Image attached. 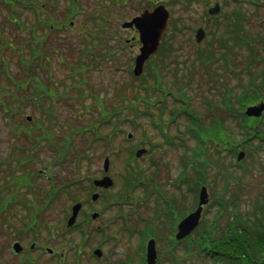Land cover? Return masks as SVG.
Returning <instances> with one entry per match:
<instances>
[{
    "label": "rangeland",
    "instance_id": "obj_1",
    "mask_svg": "<svg viewBox=\"0 0 264 264\" xmlns=\"http://www.w3.org/2000/svg\"><path fill=\"white\" fill-rule=\"evenodd\" d=\"M44 2V0H38ZM58 8L51 4L52 9L57 11L56 13V22L58 24H64L63 26H59L57 29H54L51 32L48 30H39L40 34H45L44 37L41 38V50L44 51L46 56L49 57L48 62L44 60L43 66L46 65V72L41 73L40 70L37 71L38 78L40 80L45 81L46 83H52L54 85H60L62 83L69 85L71 81V70L72 64L77 62L80 58L86 59V61L93 62V58L90 57L89 52L86 55H83L81 49L83 47L93 48V42L90 40L91 38L87 36V34L83 33V24L85 27L91 28V31H95L97 33V29L90 18H86V15H78L74 17L72 20V24H70V20H65L64 16L67 13V8L71 6L70 0H57ZM102 1L104 5H110L109 10H111L110 17L112 18V26L111 29L104 32L103 36L99 37V40L103 43L110 44L111 51H119L118 56H111V58L106 60H100L98 63H94L92 68H88L85 72L86 79L89 80V83L92 85V88H84L83 91L87 93L96 92L100 98H103L105 104L108 107V111H104L103 113L107 115L108 119H111V110L113 107H118L119 103H117V99H120V95H126L131 97V99L135 95L140 94V86L141 82L145 80L146 84H150L152 86L151 90L155 89V75L149 76L148 71H145V77L134 78L132 76V71L130 65H133V59L138 51L137 41L126 42V39H130L134 32L131 30H126L121 28V23L125 20L132 19L135 15H138L142 12L146 7H152L155 3L159 4L161 2L167 3V7L170 10L175 11V19L170 20V26L168 30L169 35H175L173 39L169 40L168 36L166 41L163 44L162 50L163 53L161 56L157 55L156 60L163 61V67L161 72L163 77L161 78V85L164 89H172L176 92V94L181 95L185 94L186 97L189 98V102H191V107L198 114L206 113L202 112L205 110L204 106V96L205 94L217 95L221 93L223 87L226 85L227 87H231V93L238 95L241 91L240 80L239 77L246 83L247 70L246 66L250 64L248 62V49L249 46L242 45L239 47L236 43L230 42L228 44L233 45V53L230 61L231 70L230 72H221L217 77L220 78L221 81L225 82V84L221 85L220 83H211L209 81L210 77L207 76V71L205 70L206 66L200 61L196 60L197 52L200 48H203L204 44H200V46H195L193 44L194 40L191 36L192 29L199 22H202V15L204 9V0H194L192 2L190 8H185L180 0H99ZM215 0H208L207 3H212ZM95 2V3H94ZM96 0H77L78 8L80 10H84L85 12L91 13L93 9L99 4ZM264 0H235L229 1L226 12L227 14L231 11L239 8L241 14L243 15L241 27L245 32L248 33V37L245 39H254L259 38L261 42L264 41V7L262 4ZM156 4V5H157ZM19 10V7H18ZM100 10V7H99ZM231 10V11H229ZM105 13L104 10H102ZM16 9H13L12 13L5 7L0 6V60L6 61L7 69L16 76L15 80L19 82V84H24L23 82L27 79V74L20 71L21 62L20 57L23 59H28L31 56V48H36L39 51V44L31 39L29 32L27 31V25H30L33 21V17L28 14V11H24V14L21 16L20 21L23 22L24 25L18 26L17 24H13L11 20L12 15H15ZM5 15V16H4ZM45 16V15H44ZM11 17V18H10ZM9 18V20H7ZM225 17L221 16L218 22H215L213 26H210L214 32L219 33L223 28V22ZM28 22V23H27ZM183 23H187L186 25L190 26L192 24V29H185ZM220 27L219 30L217 29ZM191 27V26H190ZM47 28V27H46ZM86 29V28H85ZM180 29L181 33H178ZM220 34V33H219ZM216 34V36H219ZM239 35V33H238ZM117 37V39H116ZM208 38V37H207ZM206 38V39H207ZM212 38V37H211ZM210 38V39H211ZM94 41V42H98ZM242 40V39H241ZM241 40H238V44L241 43ZM119 41L122 42V46L120 47ZM253 41V40H252ZM212 42V39L210 40ZM172 43L178 49L173 48ZM255 45L257 46L260 53H262V44L260 42L255 41ZM49 44L53 45L54 48H49ZM251 45V43H249ZM213 48L220 53L222 49H219L217 42L213 45ZM161 50V52H162ZM98 54H103L104 51L101 47L95 49ZM230 54V51H228ZM79 58V59H78ZM0 61V65H3V61ZM76 64V63H75ZM88 66V63L85 64ZM253 69L258 71L260 66L256 64L252 65ZM5 68V66H4ZM36 67L33 69L35 70ZM211 69V68H209ZM1 70V68H0ZM192 70L194 72L193 78L188 81L186 79V73ZM212 71V69H211ZM214 72H209L212 74ZM237 76H239L237 78ZM74 78L78 79L79 76L75 75ZM0 86L4 89V87H8V90L12 95H6L5 93L0 94V158L5 157L7 154L12 153L13 147L15 145L19 147H26L32 151H28L30 154L33 152V148H31V143L33 144V138L31 136H26L24 133H17L16 130L19 129L24 123V116L26 113L30 115L40 116V112L35 110L29 99L25 102L26 109L22 110V114L19 116L16 113H13L11 109L17 108L23 105L21 98H27L29 90L17 89L14 92V89L8 86L3 79V73L0 71ZM221 85V86H219ZM220 91V92H219ZM77 90L69 87L67 88V95L62 94L61 97L55 98L56 102V114L54 115V128L61 134H63L68 129V123L73 127H78V129L88 127L90 122H99L100 114L93 111L90 108V112H85V105L91 104L93 101V97L90 98L91 94H88L83 101H77ZM21 97L18 98L17 96ZM156 97V93H152ZM159 97V96H157ZM107 102H106V100ZM216 98V97H214ZM109 102V104H108ZM235 102V101H234ZM259 102V101H258ZM168 107L173 103L171 98H167ZM257 103V101L255 102ZM113 104V105H110ZM224 109V107H222ZM96 109H100V107H96ZM108 112V113H106ZM153 112H157L156 108H153ZM125 115L132 116L133 110L130 112H124ZM224 116L226 115V125L231 126L233 128L226 129V133H231L233 136L235 135V140L238 141L241 136V129L246 128L250 129V126H240L238 128L235 127L236 123H234V119L230 118L227 114H224L222 111L218 112L217 115ZM201 117L202 114L200 115ZM169 117V113L166 112L162 118L167 119ZM37 118V117H36ZM254 118H258V116H254ZM209 124V123H208ZM112 125H114L113 121L107 125H99L100 133L108 132L111 130ZM17 128V129H16ZM125 130L124 127H121ZM180 128V130H178ZM169 127L167 128L168 132ZM185 130V127L182 125H173L169 129L170 135H177L182 133ZM129 129H127V132ZM133 131V130H132ZM134 138L131 139L130 145H126L122 140V135L115 137V141H117L116 145L122 146L125 150V147H132L133 143H137L140 138L144 135L148 138L149 143L152 142L153 145H157L154 149V161L159 166L158 176L154 178V182L159 183L164 186V189L172 194L173 186L172 181L177 176L178 171L180 170V153L181 149L176 147H170L164 144V140L162 135L158 130L150 124V120L145 119L144 125L141 128H137L136 131H133ZM225 133V134H226ZM90 134L93 135L92 130L82 133L81 135H76L73 137V142L78 145V147L85 145L90 139ZM144 134V135H143ZM143 135V136H142ZM30 138V139H29ZM118 138V139H117ZM124 138V137H123ZM120 139V140H119ZM18 140V144H16ZM93 143V142H92ZM100 143V142H99ZM99 143H94L90 146L89 152L92 154V159L90 163H86L82 161L83 168L81 172L82 174L77 173V169L75 168V163L69 156L67 163L62 162L60 166H54L53 168V178L52 181L58 183L65 180H74L79 179L80 175H87L89 173L96 174L102 169L103 155L101 154L103 151L105 153L111 154V171L113 173V177L115 178L116 185L115 187L108 191L107 196L112 197L114 195L115 201H120V195L125 191L121 189V179L120 175L123 172L124 165L132 164L133 160L129 159L127 162L123 159V155L120 157L114 156L110 147L106 150L104 146ZM254 142L252 144H246L245 149H247V153L243 157V167H236L232 170V173L240 179L241 188H240V196L233 197L232 199L236 201L239 205L240 211L247 216V221L250 218H253L254 214L258 215L261 212H264V206L256 209V203L263 202L264 203V156L262 155V151L264 150V146L256 144ZM36 146L38 157H34L30 163H27V166L24 167L28 169V164L32 166L33 173L35 174L38 170H43V166L47 163H50L53 160V156L50 153L49 149H47L43 144L44 142L38 143ZM178 144L176 143L175 146ZM19 153V152H18ZM22 154V153H19ZM34 154V153H33ZM123 154H126L125 152ZM18 154L15 153V156ZM32 156V155H31ZM19 159V158H18ZM215 166L214 169L210 170L211 178H208L210 183H213V192H217L220 186L223 184V175L219 176V179L215 180L216 167H218V161L214 159ZM142 167L146 166L147 172H150L151 165H149L147 158H137L136 161ZM149 165V166H148ZM229 166V165H228ZM2 168L0 167V185L3 183L2 180L7 175L2 173ZM48 172L45 173L46 177H50V167L47 168ZM153 172V170H152ZM15 172H11L10 175ZM231 178V177H230ZM232 179H230L231 181ZM171 181V182H170ZM2 182V183H1ZM34 183L41 187L39 191H43L44 185L47 184L44 177L36 176L34 179ZM86 183H84V186ZM171 185V186H169ZM12 187V186H9ZM140 186H136L135 188H131L128 190L130 197L134 198L135 201L131 202L130 198L124 199V205L120 208L112 206L109 203L98 205V208L105 209V213L102 215V219L98 222L99 227L102 231L106 232L109 229H114L115 232H112L111 239H107L102 244L103 255L101 259L94 260L92 257V249H94L98 242L100 236L96 239L88 240V242L82 247L81 250V260L79 264H122L126 259H130L131 264H138V257L136 255V251L139 248V242L136 247V240L134 235H131L136 231L135 227L141 229L143 225L146 224H154L155 222L149 221V217H153V206H144L141 204V196L142 191L140 190ZM222 190V189H221ZM7 193L11 192V189H6ZM14 189L12 190L13 193ZM11 194H7V198L10 197ZM127 193V192H126ZM234 193V192H233ZM232 193V194H233ZM81 195V192L79 193ZM231 194V195H232ZM179 196V194H177ZM225 196H229L225 194ZM1 197V196H0ZM30 199L34 200V195H31ZM128 200V201H127ZM127 201V202H125ZM31 202V201H29ZM65 202L68 204L69 200L65 199ZM103 200L98 203H102ZM30 208L37 209V207L41 204V201H35V204L31 202ZM53 206L48 210L50 214V218L57 216V212L60 211V203L57 201L52 204ZM189 206V204L187 205ZM19 207V206H17ZM109 207V208H108ZM5 210H9L8 208H4L0 206V213H3ZM16 210V209H15ZM33 210V209H32ZM28 210V211H32ZM132 212H131V211ZM181 212V208L178 209ZM220 208L218 206L209 207L208 215L209 217L216 216ZM62 212H64L62 210ZM18 215L23 213L22 207L17 208ZM223 212L221 213V215ZM207 215V214H206ZM224 217H220L221 225L224 224ZM3 216L0 215V264H13L17 262L11 256L10 251L8 250L7 244L10 240V230L4 229L3 223L6 224L3 220ZM22 220H26V215H21ZM230 220V217L228 218ZM153 222V223H152ZM51 224H54V222ZM127 225V227H125ZM142 234H146L143 232V228L140 230ZM31 233V232H30ZM45 234V232H44ZM44 236V235H43ZM49 236V235H48ZM29 237V236H28ZM26 237L28 240L29 238ZM41 239V235H39ZM74 239V242H79L80 236L78 234H73L71 236ZM27 240H23V243H26ZM49 245L52 246L53 240L49 239ZM59 245V243H57ZM63 247H67V243L62 242ZM55 248V246H53ZM56 254L59 251V248H55ZM72 252L67 253L65 256V264H74ZM130 256L131 258H127ZM45 264H56L55 256H46L44 257ZM263 261L260 263L262 264ZM63 263V261H62ZM61 263V264H62ZM39 264V263H38ZM160 264H170L166 259L161 261ZM183 264H206L200 258L189 257Z\"/></svg>",
    "mask_w": 264,
    "mask_h": 264
},
{
    "label": "trees",
    "instance_id": "obj_2",
    "mask_svg": "<svg viewBox=\"0 0 264 264\" xmlns=\"http://www.w3.org/2000/svg\"><path fill=\"white\" fill-rule=\"evenodd\" d=\"M21 2L23 3L26 1L0 0V3L9 9L10 13H12V7L17 6ZM35 3L40 5L43 2L35 1ZM24 7L28 8L29 4H25ZM68 9L71 15L75 14V9L73 7H69ZM12 17H14V20L19 19V15H13ZM52 17L53 15L48 13V17L45 21L48 22V27L50 25L52 26L53 24ZM235 32L234 29L231 30L229 34L230 39L228 40H235ZM257 42L262 44V53H260V50H258L256 45H252L253 47L250 48V51L248 50L247 57L248 62L250 61V64L245 67L247 69L248 77L246 79V83L243 82L241 77L237 76V78L239 77L240 80V93L235 96V94L231 93V87H227L225 85L224 92L218 93L217 95L205 94V110L202 112L206 113H201L204 117H201V114H198V116L197 114L193 115V126H195L192 136L193 160L195 163L194 167L195 169L200 170L204 175L206 171L214 169V159H216L218 164H220L218 167H216L217 174L214 176L215 180L219 179V176L222 177V175H224L225 179L230 178L229 173L231 171V160L236 155L238 149H244L246 143L252 144L257 142L256 144L264 146V113L258 118H249L244 115L245 106L252 104L253 102L255 103L259 100H264V41L261 42L258 38ZM38 44L40 48L41 43ZM229 50L230 54L223 53L220 55V58L225 57L226 59L225 66L221 70L222 72H230L231 70L228 62L231 59L229 55L231 56L233 53L232 46L229 47ZM34 56L38 57L40 60V49L38 51L35 48ZM20 59H22L20 60V71L25 74L29 73L32 58L30 57L28 59H23L21 56ZM160 64H163L162 60H160ZM253 64L260 66L258 71L255 73L253 70H251ZM211 69L218 71L217 65H214V67H211ZM211 69H209V67L205 69L208 73L207 76L210 77L209 81L214 83V85L219 82L221 85L225 84V82L221 81L220 78L217 77L219 75L218 73L217 75L212 70L214 73L209 74ZM150 75H153V73ZM15 76L16 75L14 74V77ZM35 82H38V78L35 79ZM23 83H25L26 89L30 88V79L27 78ZM144 83L146 84L145 80ZM18 85L19 84H16L15 86L17 87ZM8 86L13 89V86L10 83H8ZM44 86L45 85H41L37 88L39 89ZM159 86L160 85L158 84L157 88H159ZM5 88L6 87H4V89ZM151 88L152 86L149 84L147 89L150 90ZM4 89L0 86V94L6 93V90ZM31 96L32 97L30 98L32 100L34 95ZM37 96V100L40 103L42 100L40 97L41 95ZM232 98H237L236 103L232 101L229 102V100ZM137 104L138 103H136V105ZM221 105L224 106V109ZM236 106L238 107L235 109ZM220 107L222 110L219 109ZM220 110L223 113L226 111L227 115L228 113H231L232 116L236 118L234 119L236 128L240 126H250V129H241L242 138H240L238 141L235 140V135L233 136L231 133H226V129H231L233 127L226 125V120L224 119H227L226 115H217L218 112H221ZM20 112L21 109H18V113ZM17 152L23 153L24 150H19ZM195 179H199V176L195 175ZM204 182L205 180L203 183ZM228 186L229 185L225 183V187ZM251 221L252 220L247 221L245 218H242L239 226L234 225V221H232L230 222L231 225H226L227 227L225 231H223V229H216L214 226L203 227L201 225L198 229V236L196 239L191 241L173 240L171 245L169 247H165L163 250H166V257H168L174 264H181V262H184L183 260L185 257L190 255H192L194 258H200L203 261H206V264H260L264 259V215L262 217L257 216L255 221H252V225H250ZM257 226H260L258 231H253V228ZM262 264H264V262Z\"/></svg>",
    "mask_w": 264,
    "mask_h": 264
},
{
    "label": "flooded vegetation",
    "instance_id": "obj_3",
    "mask_svg": "<svg viewBox=\"0 0 264 264\" xmlns=\"http://www.w3.org/2000/svg\"><path fill=\"white\" fill-rule=\"evenodd\" d=\"M215 4V3H214ZM222 4V3H221ZM220 4L221 7V11L219 13V15L217 16H209L207 15V17L202 18V22L198 25L195 26V29L193 30V35L191 34V36L193 37V40L195 39V41L193 42V44L195 46H200V44H204L205 49H208L210 46L214 45L215 43L209 42V41H205L206 38H204L202 41L197 42L196 38L200 37L201 34H205V31L203 28H205L206 30V37H207V33L209 32V27L213 26L215 22H218L221 18V15L223 14V12L225 14H227L226 12V8L227 6L225 4ZM210 7V5L206 8V13L208 12V8ZM218 11V10H217ZM216 11V12H217ZM231 11V10H229ZM230 15H236V14H240V11H231L230 13H228ZM202 17V16H201ZM173 19H175V11H173ZM235 19L233 17L230 18H225L223 24H227V23H232ZM224 27V25H223ZM204 36V35H203ZM173 48L178 49L180 47H177L172 43ZM145 156H150L153 157V151L151 150V148L147 147V152L144 154ZM143 155V156H144ZM146 166H144V169L142 171V177H141V188L140 190L142 191V196L140 198L141 200V204L144 206H149L152 205L153 206V213H157V215H159L161 217V221L163 222L164 220H170L172 217L175 218V221L170 223V228L168 226L164 227L163 230L161 231V233L159 234L160 236H162V240L163 241H169V239H171V237L175 236V233L177 231V224L178 222L184 218L185 216H187V214H189L192 210H193V192H192V187H188V186H180L179 188H177V185L173 186V196L172 199H170L169 193L164 189L163 185H160L157 182H154V178L158 176V172L157 173H152L151 170L150 172L146 173L145 171ZM105 172H102L101 170H99V172L96 174L95 172V176H97V178H101L105 175ZM109 175H112L111 173H109ZM171 182V181H170ZM171 186V185H169ZM80 188L81 185L79 184H72L70 185V187H68L69 190L65 191V189L62 190L61 194L57 197V203H60V211L57 212V216L59 218H63L65 216L66 213H68L70 215V211L72 209V206L77 204V206L79 207V213H78V220H79V214L80 211L83 210V213L81 214L82 217H86L87 215H90L92 220H101L103 217V213H105V210L100 213L98 210V205H103L98 203V199L96 198V200H89L87 201L86 197L84 196L85 193L83 192V188L81 195L79 194L80 192ZM100 190H104V188H98ZM113 189V187H111V190ZM180 191V192H179ZM8 194V193H7ZM7 194L4 193V191L0 192V196H2L4 199H10V197L7 198ZM44 194V198H43V203H46L48 198H49V193L48 192H43ZM179 194V196L177 195ZM22 195L24 198H29L27 196V194L22 192ZM15 199H18V195L14 196ZM65 199L69 200V203L67 204L65 202ZM189 204V206H187ZM179 207H181L182 209H185V212L182 214L180 220L178 218L177 215V211L179 209ZM208 208V204L207 206H204L203 208V213L202 216L205 215V211ZM62 210L64 212H62ZM131 211V210H130ZM132 212V211H131ZM99 213V214H98ZM95 215V217H94ZM150 220V217L148 218ZM161 222V223H162ZM91 221H90V226H91ZM172 223L175 224L174 228L172 229ZM161 225V224H160ZM112 229H109L108 231H106L105 233L109 232ZM43 238L47 236V234H43ZM191 237L193 236V232L191 234H189L187 237ZM186 238V237H185ZM185 238H183L182 240H185ZM48 239V238H47ZM46 239V240H47ZM187 239V238H186ZM14 241H12L11 244H8V250L12 249L11 246L13 244ZM46 243V241L44 243H42V245H38L37 247L35 246V244H30L28 245L26 251H24L25 246H23V250L20 251L19 253H14L12 250L10 251L12 258L16 261H20L21 258L24 257V255L29 252L31 255H37V262L41 263V264H45V260L44 257L45 255L42 252V249H46L48 246L44 245Z\"/></svg>",
    "mask_w": 264,
    "mask_h": 264
},
{
    "label": "water",
    "instance_id": "obj_4",
    "mask_svg": "<svg viewBox=\"0 0 264 264\" xmlns=\"http://www.w3.org/2000/svg\"><path fill=\"white\" fill-rule=\"evenodd\" d=\"M212 9V8H211ZM210 9V10H211ZM213 13V10H211ZM168 18V12L164 6H159L154 9L153 12H145L141 17L133 19L131 22L124 23L123 26H132L133 24L139 29L140 40L143 46L140 49V54L136 57L135 61V73L139 74L144 60L153 52L156 51L159 44L161 35L165 29ZM264 108V104L258 106L248 107L246 114L258 116ZM243 157V153L240 152L238 159ZM206 202V191L201 189L200 204ZM199 208L194 213L190 214L184 220H182L178 226L179 232L177 238H181L187 234L192 228L197 225L199 216ZM96 252V251H95ZM156 258V252L153 241H149L147 245V264H154Z\"/></svg>",
    "mask_w": 264,
    "mask_h": 264
}]
</instances>
